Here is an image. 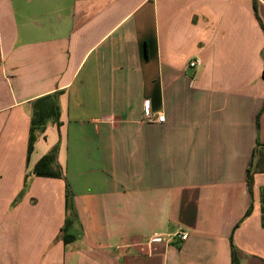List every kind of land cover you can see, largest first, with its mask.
Segmentation results:
<instances>
[{"label":"crops","instance_id":"0c3cea01","mask_svg":"<svg viewBox=\"0 0 264 264\" xmlns=\"http://www.w3.org/2000/svg\"><path fill=\"white\" fill-rule=\"evenodd\" d=\"M263 197L264 0H0V264H264Z\"/></svg>","mask_w":264,"mask_h":264},{"label":"trees","instance_id":"16d2710c","mask_svg":"<svg viewBox=\"0 0 264 264\" xmlns=\"http://www.w3.org/2000/svg\"><path fill=\"white\" fill-rule=\"evenodd\" d=\"M47 98V97H46ZM49 98V97H48ZM52 109L46 108V110H36L35 115L32 118V124L30 129V138H29V153H31L34 149L35 143L37 141L36 132L40 129H43L44 126L50 120H58L59 116L57 113V106H52ZM56 160L57 153L56 150H53L48 155L44 156L34 167V174L42 177H60L61 174L56 171ZM250 171L248 170V175ZM248 182L251 185L250 178L248 176ZM264 202V197H263ZM249 215V212L247 213ZM67 236H65V240H67Z\"/></svg>","mask_w":264,"mask_h":264},{"label":"built area","instance_id":"2783aa9c","mask_svg":"<svg viewBox=\"0 0 264 264\" xmlns=\"http://www.w3.org/2000/svg\"><path fill=\"white\" fill-rule=\"evenodd\" d=\"M199 60H192L190 62V67H195L199 64ZM144 117L149 122H164L165 115L163 113H155L150 106V102L146 101L144 104ZM165 234L163 233H155L150 236V242H162L164 239ZM180 238L181 240H186L188 238V233L185 232L183 229H179L175 234L172 235V238Z\"/></svg>","mask_w":264,"mask_h":264}]
</instances>
